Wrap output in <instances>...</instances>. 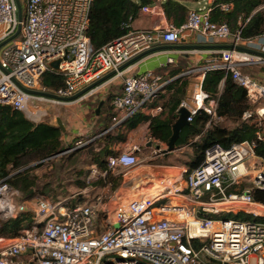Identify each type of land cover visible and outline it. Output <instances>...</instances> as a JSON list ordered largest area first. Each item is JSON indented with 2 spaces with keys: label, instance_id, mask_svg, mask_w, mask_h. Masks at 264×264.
Instances as JSON below:
<instances>
[{
  "label": "built area",
  "instance_id": "built-area-1",
  "mask_svg": "<svg viewBox=\"0 0 264 264\" xmlns=\"http://www.w3.org/2000/svg\"><path fill=\"white\" fill-rule=\"evenodd\" d=\"M92 1L23 0L18 22L14 0H0V42L11 36L18 24L20 27L18 36L0 47V106L38 120L43 114L36 104L59 101L22 88L68 97L115 71L120 92L110 100L115 116L107 130L145 109L157 114L161 106L156 102L167 80L150 71L122 75L117 69L155 45L176 44L195 33L211 43L231 40L256 54L220 49L204 66L191 70L199 79L190 99L179 104L188 111L186 121L203 111L209 115L207 128L212 118L218 117L217 100L202 90L201 83L205 71L223 70L246 91L251 109L243 112L241 120L254 127V138L227 148L218 144L208 147L196 168L178 176L183 184H173L154 195L126 201L107 199L101 192L79 204H71L72 198H38L28 226L14 237H0V264H264V204L251 195L253 190L264 191V160L255 154L256 144L264 141V83L243 72L249 66H264V34L251 39L231 34L226 24L210 22L209 6L188 10L180 26L167 23L154 30L129 28L92 51L86 35ZM164 1L153 0L140 11L163 16ZM55 60H60L58 70L48 67ZM166 63L173 60L168 58ZM47 70L63 77V89L48 91L40 85ZM147 141L150 146L155 144L150 158L165 156L158 141L151 137ZM88 142L79 140L75 145ZM135 151L132 147L107 157V168L138 166L142 160ZM90 173L106 174L96 168ZM13 174L0 180V223L28 212L24 202H16L19 191L9 183ZM245 183L249 186L240 190ZM99 228L103 229L100 233ZM194 241L200 243L196 248Z\"/></svg>",
  "mask_w": 264,
  "mask_h": 264
},
{
  "label": "trees",
  "instance_id": "trees-1",
  "mask_svg": "<svg viewBox=\"0 0 264 264\" xmlns=\"http://www.w3.org/2000/svg\"><path fill=\"white\" fill-rule=\"evenodd\" d=\"M152 1L93 0L89 9V24L86 31L91 50H98L106 43L125 34L141 8L152 4ZM263 4V0H213L209 20L216 25L226 24L231 34L238 33L241 39L255 38L264 34V9H260ZM223 6L226 9H223ZM161 7L166 19L171 20L174 26H180L185 21L187 11L180 0H165ZM181 69L180 66L168 73L169 77H176L166 84L165 95L161 93L163 95L161 103L158 102L161 99V95L159 96L157 104H160L161 111L157 114L141 116L140 112L136 113L120 124V127L117 126L119 128L104 132L109 128L112 117L115 116L111 108L113 114L110 115V124L105 120L101 128L103 135L86 146L89 148L90 164L99 171L105 172V182L111 183H101V187L109 185L111 189H115L118 186L110 177L106 158L114 156L112 147L124 141L125 138L122 136L124 130H132L145 120L148 122V136L167 144L171 136V127L177 119L179 104L185 97L188 85V78L182 75ZM39 83L48 91L64 88L63 77L50 70L42 74ZM201 88L210 98L217 100L216 115L236 123V126L231 129L216 126L206 128L209 115L198 111L191 122L180 130L174 142V147L179 148L190 144L194 137L199 136L198 142L192 144V159L187 171L196 168L202 162L204 151L214 144L227 148L232 143L254 138V127L241 120L243 112L251 109L247 103L246 91L231 80L229 73L217 69L205 71ZM60 137L61 131L58 127L45 122L33 123L20 111L10 106H0V180L11 171H17L11 176L9 183L26 197H30L28 193L37 180L32 173L39 167L38 162L55 157L67 149L61 144ZM255 154L264 160V141L256 144ZM31 164L36 165L30 168ZM21 168L24 169L19 170ZM83 174L84 172L79 171L78 177H82ZM76 183L85 184L83 181H76ZM82 187L84 186H79V188ZM251 195L255 201L264 204V191L253 190ZM71 204L79 203L71 202ZM30 216L29 212H21L14 218L1 222L0 235L7 237L18 235L21 229L28 226ZM238 218L241 219V217ZM199 244L198 241L193 242L195 248Z\"/></svg>",
  "mask_w": 264,
  "mask_h": 264
},
{
  "label": "crops",
  "instance_id": "crops-1",
  "mask_svg": "<svg viewBox=\"0 0 264 264\" xmlns=\"http://www.w3.org/2000/svg\"><path fill=\"white\" fill-rule=\"evenodd\" d=\"M212 1L213 0H180L182 5H184V7L186 8V11L209 7L211 6ZM260 9H264V4L260 7ZM167 23L172 24L171 20L166 19L164 12L163 16H158L155 14H148L140 11L137 17L131 22L130 28L132 30H154L162 28ZM257 41H261V38H258ZM225 44H232V42L231 40H228L226 42H206L201 39L198 34L189 33L176 44H158L151 48L157 46L169 47L151 51L139 57L135 56L136 58L133 57L134 59L132 58L133 60L131 59L132 61L122 69V75L142 74L146 71H150L154 74L159 75L162 79L167 80V83H169L176 77L168 76V73L171 70L179 68L181 66L182 73H184V69H187L189 71V69L193 70L198 67L204 66L214 55V52L220 50V48L217 46ZM189 45H197L200 47L198 49H186V47H183ZM168 58H171L173 60L172 64L166 63ZM105 75L106 74H104L103 76ZM195 79L198 81L199 77L196 76ZM114 80H118L117 84L119 85V90L113 92L112 94H109L107 93V87H109L107 85L112 83ZM190 87L191 83L190 81H188L184 98L188 96ZM93 90L94 91L92 93H86L79 99L70 102H41L39 104H36L43 114L42 117L38 120H30L23 113L22 114L27 120L33 123L45 122L56 127V120L59 119L64 128V131L61 132L60 137L62 145H74L79 140L91 141L94 137L100 136L104 132L109 131L105 130L104 132H101V128L105 120L108 124H110V115L113 114L110 107V100L113 95L120 92V77L113 76L112 78L95 87ZM162 94L165 95V90ZM96 96H100V98L97 99V102H94V100H91L89 103L85 102V99L91 97H93L94 99ZM161 100H163L162 97L160 100H158V102L161 103ZM94 103L95 108H93ZM97 109L98 113H96ZM89 112H92L93 114H89ZM140 115L153 116L155 114L152 113L149 109H145L140 112ZM147 127L148 122L143 120L134 129L129 131L124 130V141L112 147L114 155L135 147L137 148V151H135L134 153L138 158L140 156L142 157V160L150 159V151L152 149V146H154L155 144H152L150 146L147 141L149 137ZM139 146L144 147V149L140 150ZM161 167L163 166H158L155 168ZM93 168L96 167L94 165H91L90 171ZM151 171L152 170L150 168H147L146 166L144 167V165H138L129 169L110 170V177L114 181V184H118V186L114 189V194H116V191L121 188L124 189L126 193V190L128 189H140L141 184H150L151 182L149 183V181L147 182L145 180L148 179L147 175ZM105 176L106 174L92 176L89 172V176L85 179V184H111L105 182ZM76 181H83V179H81V177H78ZM76 181L75 184H77ZM133 184L135 185L131 188L126 186ZM173 184H183V182L180 181L177 177L174 179ZM108 186L109 185L102 187V190H106ZM123 186H125V188H123ZM114 199L124 200L126 199V196L124 194L119 196L118 198L114 196Z\"/></svg>",
  "mask_w": 264,
  "mask_h": 264
},
{
  "label": "rangeland",
  "instance_id": "rangeland-1",
  "mask_svg": "<svg viewBox=\"0 0 264 264\" xmlns=\"http://www.w3.org/2000/svg\"><path fill=\"white\" fill-rule=\"evenodd\" d=\"M23 0H20V5L22 9ZM2 28H0V33L2 32ZM184 69V73L182 75H186L188 81L191 83L190 92L186 97L188 100L190 99L193 91L195 90V82L197 81L195 78L198 76L197 72L189 71ZM243 72L254 78L257 82L264 83V66H249L243 69ZM196 80V81H195ZM118 80H114L112 83L108 84L107 93L112 94L119 90V85L117 84ZM164 95V94H163ZM161 95V97L163 96ZM100 96H96L94 99L93 97L85 99V102H90L94 100L97 102V99ZM183 98V99H186ZM162 102V100H161ZM248 103V102H247ZM249 107L251 108L250 104L248 103ZM95 108V103L93 105ZM89 114H93L89 112ZM213 126L231 129L236 126V123L225 119L223 117H216L212 118L211 124L208 128ZM103 135V134H102ZM125 135V132L122 133V136ZM101 136V135H100ZM100 136L94 137L91 141L98 139ZM199 138L194 137L190 144L185 146L175 148L171 153L166 156L159 155L154 158L144 159L139 156V160H142L139 165H144L147 168H150L152 171L147 175V180L150 184H141L140 189H131L125 190L118 189L116 194H114V189H111L110 186L107 187L106 190H102L100 184H75V181L78 178V172H84V176L82 175L81 179L85 183V179L89 176L90 172V156H89V148L86 146L91 142L89 141L85 145L77 147L74 145H63L64 148H67L65 151L61 152L55 157L49 158L47 160H43L38 162L40 165L39 167L33 171V175L36 176V184L28 193L30 197H26L23 193L19 190V196L16 198V202H24L25 205L28 207V212L30 213L34 202L41 197L49 199L51 201H60L63 199L72 198L69 201L72 203H80L84 200H91L96 195L100 194L101 192L103 197L105 198H114L119 197L121 195L126 196V201L136 200L139 197L145 195H154L156 192L163 191L165 188H171L173 185V181L175 178L178 177L179 174L182 172L187 171L188 164L191 162L192 159V144L194 142H198ZM162 149H166V144L158 142ZM139 149L142 150L144 147L139 146ZM80 151V153H76ZM37 163V164H38ZM36 164H31L29 167H33ZM158 166H163L161 168H155ZM28 168V167H27ZM21 168L19 170H23ZM16 173L17 171H11L9 174ZM184 176V173H183ZM183 178V177H182ZM83 185L84 187L79 188V186ZM133 185H126L128 187H133ZM249 184H241L240 190L246 189ZM15 188V187H14ZM125 188V186H123ZM18 189V188H16ZM82 192V193H81ZM99 233L103 231L102 228L97 230ZM0 237H7L0 235Z\"/></svg>",
  "mask_w": 264,
  "mask_h": 264
},
{
  "label": "water",
  "instance_id": "water-1",
  "mask_svg": "<svg viewBox=\"0 0 264 264\" xmlns=\"http://www.w3.org/2000/svg\"><path fill=\"white\" fill-rule=\"evenodd\" d=\"M200 1H203V0H200ZM14 2H15V5H16V10H17V20H18V22H20L21 19H22L21 5H20L19 0H14ZM19 28L20 27H19V24H18L16 29H15V31H14V33L11 36H9L8 38H6L5 40H3L2 42H0V47L3 44L15 39L18 36V34H19ZM164 47H169V46H157V47L148 49V50L138 54L136 57H139V56H141V55H143L145 53L151 52V51L160 50V49H162ZM183 47H186V49H198L200 46L189 45V46H183ZM217 47H219L220 49H235V50L244 51V52H247V53L256 54V52H254V51H252V50H250L248 48L241 47V46H236L234 44H225V45H221V46H217ZM132 60H129L128 62H126L125 64L120 66L117 69V71H120L123 68H125ZM59 62H60V60H55V61L49 62L48 63V67L50 69H52V70H58ZM114 75H115V71L109 72L105 76H103L100 79H98L97 81L91 83L90 85L86 86L82 90H80V91L76 92L75 94H73L72 96H68V97H59V96H56V95H54V94H52L50 92L31 91V90H27V89H23V88H22V90L27 92V93H30V94H38V95H41L43 97L54 99V100H57V101H60V102H70V101H74V100L79 99L84 94L88 93L90 90L94 89L95 87H97L98 85L103 83L104 81L112 78ZM96 113H98V109L96 110ZM187 117H188V111L185 108H182V107L179 108L178 111H177V119H176V121L173 123V125L171 127V136H170V138H169V140H168V142L166 144V149L164 150L165 156L168 155L169 153H171L175 149L174 142L178 138L180 130L184 126L188 125V122L186 121ZM56 125L60 129L61 132L64 131L63 125L61 124L59 119L56 120Z\"/></svg>",
  "mask_w": 264,
  "mask_h": 264
},
{
  "label": "bare ground",
  "instance_id": "bare-ground-1",
  "mask_svg": "<svg viewBox=\"0 0 264 264\" xmlns=\"http://www.w3.org/2000/svg\"><path fill=\"white\" fill-rule=\"evenodd\" d=\"M157 194V193H156ZM160 194V193H159ZM162 195H165V194H163V193H161ZM153 195V194H152Z\"/></svg>",
  "mask_w": 264,
  "mask_h": 264
}]
</instances>
